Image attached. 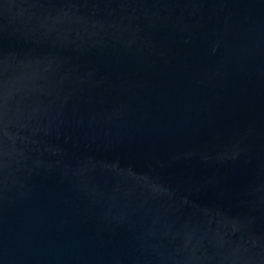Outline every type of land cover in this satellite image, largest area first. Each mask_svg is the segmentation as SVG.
I'll use <instances>...</instances> for the list:
<instances>
[{
    "label": "water",
    "instance_id": "water-1",
    "mask_svg": "<svg viewBox=\"0 0 264 264\" xmlns=\"http://www.w3.org/2000/svg\"><path fill=\"white\" fill-rule=\"evenodd\" d=\"M0 264H264V0H0Z\"/></svg>",
    "mask_w": 264,
    "mask_h": 264
}]
</instances>
